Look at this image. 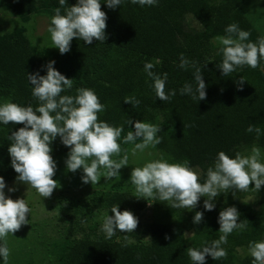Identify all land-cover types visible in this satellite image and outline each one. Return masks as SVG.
<instances>
[{"label": "trees", "instance_id": "16d2710c", "mask_svg": "<svg viewBox=\"0 0 264 264\" xmlns=\"http://www.w3.org/2000/svg\"><path fill=\"white\" fill-rule=\"evenodd\" d=\"M244 1L158 0L155 6L140 7L124 0L114 10L101 3L107 17L106 40L93 39L85 45L74 37L69 51L63 55L38 50L26 35L24 25L0 33V103H30L35 107L37 102L31 96L27 72L54 60L58 71L74 78L72 88L61 94L75 95L76 88L94 90L104 105V111L97 114L98 120L122 126L118 144H126L121 140L131 130L125 120L151 121L159 114L156 148L170 163L187 160L202 182L218 151L232 156L236 152L241 154L244 147H257L264 152V61L258 58L256 68L245 65L228 76H221L216 67L222 57L214 38L225 34V26L235 22L247 30L245 43H254L261 37L240 9ZM74 3L75 0H66L64 7ZM58 7L57 0H10L4 4V8L19 14L23 22L37 12L54 14ZM60 11L63 14L64 8ZM192 19L197 20L200 29L190 23ZM181 53L201 69L206 84L203 100L195 102L178 91L186 82L195 87L194 68L178 66ZM145 61L154 65L152 71L167 74L164 90L176 92L170 100L156 99L151 79L143 71ZM239 77L245 81L238 89L235 82ZM131 96L139 100L134 107L123 101ZM249 124L259 126L261 134L246 132ZM21 126L12 122L0 125V175L6 182L17 175L9 164L7 137L10 130ZM51 146L52 154L68 150L59 137ZM135 196L97 189L88 194V199L97 209H109L113 204H119L118 210L144 209L148 200ZM214 200L215 208L202 210L201 222L193 225L192 212L172 208L169 202L157 201L154 196L156 218L150 224L148 242L77 238L68 229L47 264H190L187 248H199L219 237L217 215L227 206L237 208L238 220H244L246 227L228 235L227 243L222 245L226 251L224 258L214 261L206 257L205 264H252L249 254L239 255V248H248L250 241L264 239V196L255 205L245 191H238L234 197L230 190H225Z\"/></svg>", "mask_w": 264, "mask_h": 264}, {"label": "clouds", "instance_id": "9594fccd", "mask_svg": "<svg viewBox=\"0 0 264 264\" xmlns=\"http://www.w3.org/2000/svg\"><path fill=\"white\" fill-rule=\"evenodd\" d=\"M128 3L144 6H155L158 0H127ZM59 7L48 18L47 32L50 34L52 47L58 49L59 54L68 52L71 41L75 37L85 45L91 44L93 39L99 42L106 40V13L101 10V3L107 8L116 9L124 0H75L74 4L64 7L66 0H57ZM60 8H64L61 14ZM224 35L214 39L219 44L218 52L221 61L216 64L221 76H228L238 67L248 66L256 68L258 58L264 61V36L253 42H247L249 32L242 30L235 22L224 28ZM179 67L194 68L192 73L195 87L185 83L178 90L181 95H188L195 102L205 99L206 84L201 69L195 67V61H189L183 53L179 56ZM54 60L31 73L27 72V82L31 85V96L36 105L18 104L16 102L0 103V125L21 124L8 134L7 153L9 164L17 174L13 186H7L0 175V264H8L9 249L4 242L8 234L29 224L31 208L25 198L13 199L10 193L16 191L17 182L36 191L42 197H50L58 186L53 179L57 163L52 156V142L59 137L60 143L66 147L64 158L65 169L75 173L80 170V181L83 184H96L98 168L105 171L103 177L107 182L110 178L120 175L122 166L128 165L127 156L119 161L110 157L118 154L122 126H113L104 120H98L97 114L104 111V105L99 101L94 90L76 88L75 95H62L65 90L72 88L74 78H68L54 67ZM154 65L145 61L143 71L151 79V88L156 99L168 101L176 94L169 89L164 90L167 74L152 71ZM43 69L44 74H41ZM244 78L239 77L235 82L237 88L242 87ZM124 102L133 107L139 104L135 96L125 97ZM131 130L126 132L121 143L136 140L134 149L143 150L149 145L159 143L156 133L159 128L143 120H125ZM246 132L261 134L259 126L249 124ZM129 179L135 186L137 198L155 196L157 201H167L172 208H181L192 211L197 202L203 199V210L211 211L215 208L214 198L225 190H230L235 197L238 191H247L251 187L259 191L264 185V162H261L257 148L251 149V154L242 156L236 152L230 156L224 151H218L213 163L204 173L202 182L198 181V173L194 171L187 160L170 163L162 157L145 162L141 167H132ZM119 204H113L103 217L99 231L105 239L112 238L115 233L133 232L138 224V217L129 209L118 210ZM239 211L235 206L223 207L217 215V239H213L199 248L188 247L187 256L190 264H205L206 257L218 261L225 257L226 251L222 245L227 243V237L233 230H243L246 227L244 220H238ZM203 212L195 211L192 216L193 225L199 224ZM83 223V221H82ZM167 238V236L165 237ZM248 253L252 264H264V239L250 241Z\"/></svg>", "mask_w": 264, "mask_h": 264}, {"label": "rangeland", "instance_id": "374dc122", "mask_svg": "<svg viewBox=\"0 0 264 264\" xmlns=\"http://www.w3.org/2000/svg\"><path fill=\"white\" fill-rule=\"evenodd\" d=\"M8 1L10 0H0V33L5 34L17 26L24 25L26 35L38 50L58 53V49L52 47L50 34L46 30L48 18L53 14L37 12L32 14L27 22H23L19 14L4 8V4ZM240 9L251 22L253 28L261 36H264V0H245ZM190 23L200 29L197 20L192 19ZM160 120L161 116L158 114L154 120H145L144 122L157 126ZM140 142L138 140L120 145L121 151L110 157L119 161L121 157L127 156L128 165L122 166L119 170L120 175L110 178L107 182L103 177L106 170L98 168V181L96 184L81 183L80 170L73 173L65 169L63 161L67 152L52 154L57 163L53 179L57 180L59 187L53 190L50 197L42 198L34 189L17 182L15 184L16 191L9 195L13 199L17 197L25 198L31 208V216L29 214L26 217L29 218V224L22 225L13 235L8 234L4 238V242L9 249L8 264H41L42 262L47 264L48 259L53 258L52 256L57 253L58 242L65 239L68 229L71 230V235L77 238L89 236L105 239L99 228L103 217L107 214L111 215V212H108L109 209L94 207L89 203L88 194L93 190L105 189L138 195L135 192V186L129 179L131 168L141 167L145 162L161 157L166 160L162 151L157 149L156 145H149L143 150L134 149V144ZM252 148L254 147H244L241 155L251 154ZM258 150L261 162H264V152ZM13 183L14 179L6 182V194L7 186H13ZM251 186L250 182L245 194L250 202L257 205L258 200L264 196V185L261 186L259 191ZM153 197L147 198L148 204L144 209L132 211L138 217V224L133 232H117L109 240L148 242L150 239V224L156 218ZM203 199L204 197H201L197 202V207L190 212L193 214L195 211L202 212ZM189 234L190 232L187 233V235ZM247 254H249L248 248H239L240 256Z\"/></svg>", "mask_w": 264, "mask_h": 264}]
</instances>
